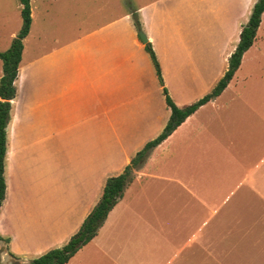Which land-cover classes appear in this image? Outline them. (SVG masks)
<instances>
[{"label": "crops", "instance_id": "crops-1", "mask_svg": "<svg viewBox=\"0 0 264 264\" xmlns=\"http://www.w3.org/2000/svg\"><path fill=\"white\" fill-rule=\"evenodd\" d=\"M256 1L137 2L176 106L198 101L222 78ZM62 2L30 0L6 128L0 236L28 260L68 242L105 180L122 173L171 114L130 13L53 36L50 12L59 18ZM250 46L227 87L151 151L97 235L66 264H257L264 88L248 81L264 78V12Z\"/></svg>", "mask_w": 264, "mask_h": 264}, {"label": "trees", "instance_id": "trees-1", "mask_svg": "<svg viewBox=\"0 0 264 264\" xmlns=\"http://www.w3.org/2000/svg\"><path fill=\"white\" fill-rule=\"evenodd\" d=\"M19 3L21 5L20 15L22 18V28L13 38L10 47L4 52H0L3 72L0 79V208L6 193V182L4 177L6 128L10 118L11 100L16 96L14 82L17 78L18 66L21 60L23 40L28 35L31 25L30 0H19ZM263 12L264 0H257L253 5L249 20L241 29L239 42L236 44L237 46L234 52L228 59V67L222 78L216 83V86L210 93L198 101L182 108H178L173 103L167 89L164 87L160 65L151 43L147 42L144 44L145 51L148 53L154 66L158 82L162 86L165 104L171 112L165 127L157 137L146 143L142 150L137 152L136 155L130 159L129 164H127L122 173L111 176L105 180L102 195L99 197L100 199L91 212L85 217L79 230L68 242L60 248L51 249L41 256L32 259L31 264H66L80 248L86 245V243L88 244L94 236L97 235L108 213L120 201L125 188L132 183L135 171L145 163V159L148 157L149 153L165 141L186 118L192 115L198 108L219 96L227 87V83L230 82L240 65L243 54L251 47L250 45L253 44ZM137 20L136 23L138 25ZM0 239L3 238L0 236ZM5 241L8 243V240Z\"/></svg>", "mask_w": 264, "mask_h": 264}, {"label": "rangeland", "instance_id": "rangeland-1", "mask_svg": "<svg viewBox=\"0 0 264 264\" xmlns=\"http://www.w3.org/2000/svg\"><path fill=\"white\" fill-rule=\"evenodd\" d=\"M139 1L140 0H63V2L60 4V10H62L63 13L59 16V18H58V16L53 14V12L49 11L50 17H49V22H48L49 23L48 29L51 30V32H48V33L55 36L57 34L60 35V34H62V32H64L65 36H67L68 35V33L66 32L67 29H69L70 32H73L79 27L86 28L89 26H100L102 24L107 23L111 19L118 18V17H120V16H122L128 12L130 13L128 22H129L130 26L132 27V29L134 30V32L136 34H138L139 30H141L142 32L143 31L145 32L140 14L138 15V14L134 13V11L136 10V8L138 6L137 2H139ZM73 2H75V6H73ZM136 20L138 21V25L136 23ZM177 21H178V26L181 29H184L185 28V26H184L185 15H182L180 17L177 16ZM21 28H22V18H21L20 12H19L18 0H0V52H4L10 47V44L13 40V38L10 40V38H9L10 34L14 32V35L16 36L18 34V32L21 30ZM66 38H68V37H66ZM8 42H9V44H8ZM7 44H8V46H7ZM149 61H150L152 68L154 69V66L152 64L151 59H149ZM1 64H2V61H1ZM159 65H160V63H159ZM154 72H155V69H154ZM155 75H156V73H155ZM242 76H243L242 73H240L239 77H238L239 83H241ZM157 82H158V79H157ZM248 83H254L255 87L258 89L264 88V78H259V77L254 76L251 79H249ZM163 84H164V82H163ZM158 85L161 87L162 100H164V102H165L164 96L162 94V86L160 85L159 82H158ZM215 86H216V83H214L212 88H210V90L207 93H210ZM164 87H165V84H164ZM207 93L205 95H207ZM192 102H195V101H192ZM182 107H178V108H182ZM166 123H167V120H164V125H163L162 129L160 130V132L156 136H154L152 139L146 140L143 144V147L145 146L146 143L153 140L155 137H157L161 133V131L165 127ZM146 135H147V133H146ZM7 141H8V139H7V134H6V143H7ZM142 148L140 150H142ZM139 151H137V152H139ZM136 153H134V155L130 159H132L136 155ZM146 159H148V157ZM99 163H100V165L103 164V162H98V164ZM4 167H5V162H4ZM57 170L59 172H61V167L60 166L57 167ZM49 172L50 173L48 176L51 180L52 175L53 176L56 175L55 174L56 170L54 169L53 165L50 166ZM2 238L4 240L9 241L8 238H4V237H2ZM260 248H261V246L257 247L258 252H259ZM11 254L14 257L22 258L20 256H17L14 253H11ZM257 264H264V255H259L257 257Z\"/></svg>", "mask_w": 264, "mask_h": 264}, {"label": "water", "instance_id": "water-1", "mask_svg": "<svg viewBox=\"0 0 264 264\" xmlns=\"http://www.w3.org/2000/svg\"><path fill=\"white\" fill-rule=\"evenodd\" d=\"M138 36L144 44L148 42L146 34L141 30H139ZM0 264H31V260L14 257L9 252L6 241L0 239Z\"/></svg>", "mask_w": 264, "mask_h": 264}]
</instances>
